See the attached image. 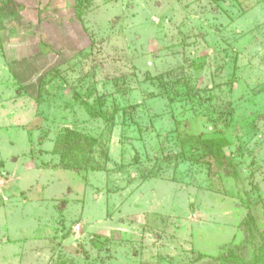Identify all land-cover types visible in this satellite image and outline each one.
Listing matches in <instances>:
<instances>
[{"label":"rangeland","instance_id":"obj_1","mask_svg":"<svg viewBox=\"0 0 264 264\" xmlns=\"http://www.w3.org/2000/svg\"><path fill=\"white\" fill-rule=\"evenodd\" d=\"M251 215L264 0H0V264H264Z\"/></svg>","mask_w":264,"mask_h":264},{"label":"trees","instance_id":"obj_2","mask_svg":"<svg viewBox=\"0 0 264 264\" xmlns=\"http://www.w3.org/2000/svg\"><path fill=\"white\" fill-rule=\"evenodd\" d=\"M75 138L77 141L78 136ZM202 143L205 148H207L208 153L214 157L215 161L223 157V149L219 144H216L214 139H205ZM243 228L246 232L245 238L253 244L255 252H257L258 255L262 253L263 256L260 257L259 260L262 259L261 261L264 262V226L260 227L257 225L255 217L251 215L250 218L245 219Z\"/></svg>","mask_w":264,"mask_h":264},{"label":"crops","instance_id":"obj_3","mask_svg":"<svg viewBox=\"0 0 264 264\" xmlns=\"http://www.w3.org/2000/svg\"><path fill=\"white\" fill-rule=\"evenodd\" d=\"M74 251H75V249H74Z\"/></svg>","mask_w":264,"mask_h":264}]
</instances>
